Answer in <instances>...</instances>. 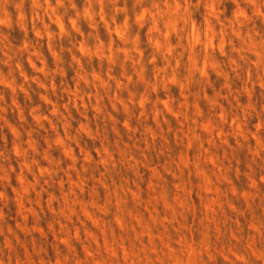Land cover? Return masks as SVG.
Here are the masks:
<instances>
[{
    "label": "rangeland",
    "instance_id": "1",
    "mask_svg": "<svg viewBox=\"0 0 264 264\" xmlns=\"http://www.w3.org/2000/svg\"><path fill=\"white\" fill-rule=\"evenodd\" d=\"M0 115V264H264V0H0Z\"/></svg>",
    "mask_w": 264,
    "mask_h": 264
},
{
    "label": "bare ground",
    "instance_id": "2",
    "mask_svg": "<svg viewBox=\"0 0 264 264\" xmlns=\"http://www.w3.org/2000/svg\"><path fill=\"white\" fill-rule=\"evenodd\" d=\"M62 2V1H61ZM90 6V5H89ZM240 7V6H239ZM213 8V7H212ZM146 11V10H145ZM54 16H55V14H54ZM78 16V15H77ZM217 16V15H216ZM142 22H144V21H142ZM206 22V21H205ZM241 23V22H240ZM2 24V23H1ZM210 26V25H209ZM195 31V30H194ZM78 32V31H77ZM215 33V32H214ZM249 34V33H248ZM204 46H206V45H204ZM250 46V45H249ZM168 54V53H167ZM72 55V54H71ZM209 60V59H208ZM132 61V60H131ZM133 62V61H132ZM110 69V68H109ZM36 71V70H35ZM172 78V77H171ZM79 96V95H78ZM168 98V97H167ZM105 106V105H104ZM168 107V106H167ZM166 109V108H165ZM4 110V109H3ZM66 110V109H65ZM171 110V109H170ZM1 116V115H0ZM223 122V121H222ZM220 131V130H219ZM114 132H115V130H114ZM220 133V132H219ZM17 146V145H16ZM130 155V154H129ZM27 164V163H26ZM47 169V168H46ZM52 180V179H51ZM79 189V188H78ZM69 191H71V190H69ZM53 197V196H52ZM76 198V197H75ZM1 209V208H0ZM35 212V211H34ZM33 212V213H34ZM25 218V217H24ZM28 228V227H27ZM96 238V237H95ZM112 251V250H111ZM99 263V262H98ZM59 264H61V263H59Z\"/></svg>",
    "mask_w": 264,
    "mask_h": 264
}]
</instances>
